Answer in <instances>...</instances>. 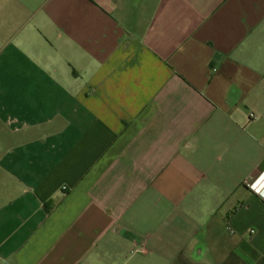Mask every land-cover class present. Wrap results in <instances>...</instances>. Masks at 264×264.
Returning <instances> with one entry per match:
<instances>
[{
    "label": "crops",
    "instance_id": "obj_1",
    "mask_svg": "<svg viewBox=\"0 0 264 264\" xmlns=\"http://www.w3.org/2000/svg\"><path fill=\"white\" fill-rule=\"evenodd\" d=\"M264 0H0V264H264Z\"/></svg>",
    "mask_w": 264,
    "mask_h": 264
},
{
    "label": "built area",
    "instance_id": "obj_2",
    "mask_svg": "<svg viewBox=\"0 0 264 264\" xmlns=\"http://www.w3.org/2000/svg\"><path fill=\"white\" fill-rule=\"evenodd\" d=\"M249 188L264 200V172L258 179L249 184Z\"/></svg>",
    "mask_w": 264,
    "mask_h": 264
}]
</instances>
